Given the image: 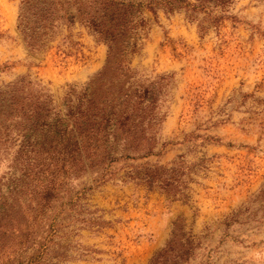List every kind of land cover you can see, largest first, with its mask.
I'll list each match as a JSON object with an SVG mask.
<instances>
[{
  "label": "rangeland",
  "instance_id": "rangeland-1",
  "mask_svg": "<svg viewBox=\"0 0 264 264\" xmlns=\"http://www.w3.org/2000/svg\"><path fill=\"white\" fill-rule=\"evenodd\" d=\"M21 1L0 0V88L29 75L61 106L69 86L104 68L108 44L76 21L32 55L18 29ZM156 10L135 15L131 67L140 84L170 77L160 104L163 153L114 165L107 182L97 173L73 181L37 239L54 264H150L180 219L195 240L187 264H264V0ZM180 162L191 174L177 201L124 177L127 165Z\"/></svg>",
  "mask_w": 264,
  "mask_h": 264
},
{
  "label": "trees",
  "instance_id": "trees-1",
  "mask_svg": "<svg viewBox=\"0 0 264 264\" xmlns=\"http://www.w3.org/2000/svg\"><path fill=\"white\" fill-rule=\"evenodd\" d=\"M233 1H21L18 29L30 54L41 55L61 28L76 21L109 51L104 68L81 88L69 86L61 106L29 75L0 88V167H6L0 177V264H54L37 238L51 207L73 181L97 173L107 182L116 175L114 165L163 153L158 148L166 115L160 104L170 96V77L139 83L131 67L140 41L135 15L159 6L169 13H196ZM126 168V181L159 190L173 201L188 190L191 172L183 162ZM181 222L174 223L170 240L150 264L189 262L195 240Z\"/></svg>",
  "mask_w": 264,
  "mask_h": 264
},
{
  "label": "crops",
  "instance_id": "crops-1",
  "mask_svg": "<svg viewBox=\"0 0 264 264\" xmlns=\"http://www.w3.org/2000/svg\"><path fill=\"white\" fill-rule=\"evenodd\" d=\"M261 174L264 175V166H262Z\"/></svg>",
  "mask_w": 264,
  "mask_h": 264
}]
</instances>
